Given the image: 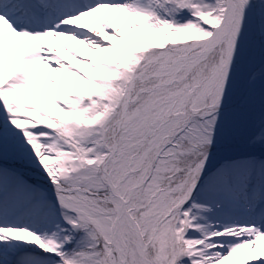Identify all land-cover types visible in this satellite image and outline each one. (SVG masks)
Here are the masks:
<instances>
[{
    "label": "snow or ice",
    "instance_id": "snow-or-ice-1",
    "mask_svg": "<svg viewBox=\"0 0 264 264\" xmlns=\"http://www.w3.org/2000/svg\"><path fill=\"white\" fill-rule=\"evenodd\" d=\"M0 264H264V0H0Z\"/></svg>",
    "mask_w": 264,
    "mask_h": 264
},
{
    "label": "bare ground",
    "instance_id": "bare-ground-1",
    "mask_svg": "<svg viewBox=\"0 0 264 264\" xmlns=\"http://www.w3.org/2000/svg\"><path fill=\"white\" fill-rule=\"evenodd\" d=\"M70 45H71V43H70V41H67ZM51 43H52V45L54 46V47H56V48H58L59 49V51H60V54L66 59V60H71L72 58H71V56H69L68 55V53H66L64 50H63V48H61L60 47V45L55 41V40H51ZM72 46V45H71ZM73 47V46H72ZM74 48V47H73ZM75 49V48H74ZM85 51H87L86 49H85ZM73 63H75V61H73ZM79 66V65H78Z\"/></svg>",
    "mask_w": 264,
    "mask_h": 264
},
{
    "label": "rangeland",
    "instance_id": "rangeland-1",
    "mask_svg": "<svg viewBox=\"0 0 264 264\" xmlns=\"http://www.w3.org/2000/svg\"><path fill=\"white\" fill-rule=\"evenodd\" d=\"M70 43H71V45L76 49L77 48V45L76 44H74L73 42H71L70 41ZM79 47H81V48H83V46L81 45V46H79Z\"/></svg>",
    "mask_w": 264,
    "mask_h": 264
}]
</instances>
